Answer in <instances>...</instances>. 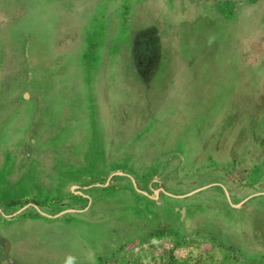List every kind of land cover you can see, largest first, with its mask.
Listing matches in <instances>:
<instances>
[{
	"label": "rangeland",
	"instance_id": "obj_1",
	"mask_svg": "<svg viewBox=\"0 0 264 264\" xmlns=\"http://www.w3.org/2000/svg\"><path fill=\"white\" fill-rule=\"evenodd\" d=\"M150 2L156 14L152 10L151 15H140L131 28L122 13L112 26L105 24L96 47H101L99 57L93 46L95 40H87L89 46L86 42L78 13L69 14L57 1L0 0V162L2 157L3 161L7 159L9 151L13 156L19 143L21 155L26 158L24 148L37 138L39 129L35 130V124L42 112L48 115L47 120L53 116L57 120L56 128L50 124L49 131H58L37 147L38 152L45 150L41 155L47 154L40 161L42 165L56 161L59 153L52 149L53 144L66 145L59 151L71 159L69 143L76 145L87 137L93 140L103 132L109 171L131 173L133 166L142 172L137 173V183L146 186L139 176L147 172L144 164L150 159H165L175 151V144L181 143L187 155L198 160L197 169L170 188V193L184 196L226 184L232 203L219 187L185 198L163 195L156 208L178 213L180 218L179 211L185 216L190 214L185 227H177V216L167 217L168 225H156L153 232L141 236L135 247L126 245L129 248L117 260H109L115 256L112 254L95 264H264V196L243 207L234 206L251 195L264 193V162L258 161L261 155L257 151L264 147V0ZM53 15L57 16L55 22ZM154 27H159L165 48L170 34L173 37L172 50H167L157 81L161 79L158 85H163L166 75L173 76L174 81L170 90H163L165 97L157 101L155 97L161 92L154 90L149 96L135 70L140 51L135 48L137 38L146 28ZM176 64L183 67L182 73L175 72ZM85 99L94 101L88 112L95 115L100 111L97 128L83 117L91 116L84 112ZM143 110L152 111L150 125ZM76 111L83 115L72 126L68 119ZM58 112L63 113L61 121ZM76 155L80 158L84 153ZM229 155L242 161L248 158L252 163L241 162L234 167L227 162ZM128 157L130 164L119 165ZM261 157L264 159V150ZM212 160L213 164H207ZM228 170L235 175L234 182L232 178L231 183L222 178ZM157 172L153 167L152 174ZM73 179L71 175L62 180L59 189L64 190ZM5 180L8 178L0 175V188ZM104 181L105 176L97 174L84 178L81 185L94 186ZM117 184L127 182L118 179ZM107 192L98 187L90 190L92 195L102 197H107ZM135 198L123 197L122 193L112 203L105 198L106 209H127ZM81 203L72 207H86ZM69 206L52 205L45 208L46 214L57 215ZM93 214L94 211L42 219L29 228L54 234V238L43 241L48 253V248L58 250V244L67 245L70 239L80 237L78 231L85 234L87 229L82 226L72 229L67 225L85 224ZM121 227L125 226L105 225L102 232L111 239V232ZM109 238L106 243H110ZM75 240L79 252L81 247ZM131 259L134 262H128ZM76 264L89 263L84 259Z\"/></svg>",
	"mask_w": 264,
	"mask_h": 264
},
{
	"label": "crops",
	"instance_id": "obj_2",
	"mask_svg": "<svg viewBox=\"0 0 264 264\" xmlns=\"http://www.w3.org/2000/svg\"><path fill=\"white\" fill-rule=\"evenodd\" d=\"M51 2L57 1L59 5L63 9L68 10L69 14H73L74 12L78 13V18L82 22V30L87 40H95L93 42L96 45H93L94 48L98 46L100 43L101 34L105 31V24L113 25L115 21H118L119 13L122 17H126L128 20V25L130 28L132 27V23L138 21L137 17L144 14H150L152 6H150V0H49ZM39 3V2H38ZM79 3V4H77ZM48 4H50L48 2ZM75 7H78L75 9ZM78 9V10H77ZM36 13L37 9L35 10ZM154 13V10H153ZM30 14V13H29ZM156 14V12L154 13ZM39 15V14H38ZM151 15V14H150ZM32 16V15H30ZM136 17V18H135ZM163 18V17H162ZM57 19L56 15L52 16V22H55ZM111 20V21H109ZM6 22V19H5ZM110 22V23H109ZM168 23V22H166ZM171 23V22H169ZM111 27L108 29L110 32ZM116 32V29L114 30ZM68 34V33H67ZM168 37V36H167ZM69 38V36H68ZM170 43L173 37H168ZM83 45L82 47L86 46ZM89 46V42H88ZM101 47L97 48L96 54L99 56L101 53L99 52ZM178 50V49H177ZM85 52V51H84ZM179 53V52H178ZM180 54V53H179ZM178 55V54H177ZM181 55V54H180ZM100 57V56H99ZM101 59V58H100ZM73 60V59H72ZM81 61L86 64L82 57ZM73 62V61H72ZM78 64V63H77ZM92 80V79H91ZM174 79L172 78L171 84L173 83ZM99 86V83H98ZM56 92V90H55ZM86 106L84 112H88V107L94 105L93 99H85ZM54 102V101H53ZM54 110V108L52 109ZM41 113V112H40ZM91 116L83 115L82 112L77 114V111L72 114L71 117L68 119V123L73 126L81 120L77 118L83 115L85 119H88L89 124L94 128H97L100 122V111H96L95 115L93 113L88 112ZM141 113L147 114V122L150 125L152 120H149V115H152V111L143 110ZM43 118H48L47 116L43 115L44 112L41 113ZM61 112H58V116L60 117L59 121L62 120ZM139 118V117H137ZM53 129L56 128L57 120H55L54 116L52 119L51 125H53ZM43 130L41 129L42 134L38 135L36 138L37 146H42L44 141H48V137L52 133H58V131H49L50 126ZM125 127V124H123ZM40 131V130H39ZM102 131V130H101ZM40 134V133H39ZM44 136V139H42ZM105 134L102 132L101 136L99 135L95 139L91 140L88 137L83 138L82 141L78 142L75 145V142H71L67 145L70 149L69 151L71 159H67V157L60 152L59 149L66 146H57L53 144H49L47 146H51L53 150L58 152L56 153L55 160L49 164L42 165L41 160L46 159V155H41L45 150L40 149L39 156L37 158L32 159H22L21 162L17 161L18 172L20 175L19 177H15L11 183L5 184V189L0 191V206L8 205L10 201H14V205L10 209L17 210L15 213L7 216L2 215L0 217V235H4L9 239L10 243H8V255L11 259L9 262H1L0 264H76L77 261L82 262L84 259L89 264H95L98 261H103L105 257H110L112 254L115 255L113 258L109 260L113 261L114 259L117 260L118 257L122 256L123 250L129 247H125L129 245L131 247H135L139 245V240L141 236H145L147 232H153L154 227L161 226L164 227L168 225L167 217H176L178 218L177 227L182 228L185 227V223L190 218V214L185 213L182 217H179L178 213H173L169 210H159L156 208V205L160 204L161 197L165 194H171L167 192L165 189L160 188L159 194H156L155 190H152L153 194L143 192L137 190L133 184V182L125 175H118V173L128 174L130 175L135 182L137 183V173L141 172L139 169L132 167V171L135 172H124L113 169V171H109V164H108V157L105 150ZM90 141V144H88ZM108 142L109 139H108ZM110 144V143H108ZM107 147V145H106ZM183 148V146H182ZM181 149V148H180ZM58 150V151H57ZM183 150V149H182ZM83 152L84 155L80 158H77V153ZM185 152V150H184ZM186 157H188L186 155ZM190 158H185V169L186 173L187 169H190L192 172L196 171L198 160L196 159L195 163L191 165L189 163ZM164 160V159H163ZM12 164H14V160H9ZM131 158L128 157L123 162L121 161L119 165L127 166L126 164H130ZM215 161V160H214ZM118 162V161H117ZM162 160L158 159H150L149 162L145 163L144 165H149L147 168L144 166V169H147V172L144 174L139 175L142 182H147L150 180V177L155 175L152 174V168L156 167L159 171V164ZM34 163L36 169H31L33 165L29 168L31 164ZM213 160L208 162L207 164H213ZM206 164V165H207ZM34 168V167H33ZM105 170L106 174L102 171ZM29 171L34 172L33 177L32 175L29 176ZM149 172V173H148ZM142 173V172H141ZM158 173V172H157ZM104 175L105 181L99 185L94 186H83L81 185V181L84 178L95 177L96 175ZM192 174V173H191ZM73 176L74 179L68 182L66 188L64 190L59 189L60 182L65 178ZM49 176V177H48ZM76 178V179H75ZM118 179H122L123 182H127L125 185H119ZM2 184V185H3ZM138 184V183H137ZM1 185V186H2ZM141 187L140 184H138ZM94 187L102 188L105 191H109L107 197H102L100 194L92 195L90 190ZM122 193L123 197H127L133 195V197H140L135 198L136 200L132 199L131 202L127 205L128 208H113L111 207L109 211H107L105 198L108 203H112L114 200H117V194ZM163 193V195H162ZM168 193V194H167ZM170 196V195H168ZM174 197V196H170ZM179 198L178 196H175ZM144 198V199H143ZM121 198L118 199L120 201ZM36 200L40 202V209L42 208L43 213L46 214L45 208L52 207L55 204H68L69 207H65V210L68 209H75L72 207L74 204H82L84 202L86 207L82 209H75V210H82V212H75L70 214H83L86 215L92 211H94V216L92 219H88L85 224H69L68 227H72V229H80L81 226L84 229H87V232L78 233L80 237L75 236L74 240L70 239V244L63 245L58 244V250H50L48 248V253H46L43 245V241L45 238H54V234L51 232H47L45 230L40 232H33L30 230L29 227L35 225L36 223L42 221V219L47 220H54L61 218L54 217L56 215L47 216L48 214H42L36 208V211L29 210L26 212H22L25 210L20 209L22 204L31 202ZM148 201L150 206L146 204ZM132 205V206H131ZM126 206V207H127ZM131 207V208H130ZM20 209V210H19ZM62 209V208H61ZM22 210V211H21ZM21 211V212H20ZM68 215V214H66ZM65 216V215H64ZM180 218V219H179ZM161 221V222H160ZM165 221V222H164ZM102 224V226H95L93 224ZM126 223V224H125ZM111 224V225H110ZM89 225V226H88ZM105 225L114 226L118 228L119 226L124 225V228H120L117 231H112L111 239L109 238V234L102 232L103 227ZM79 227V228H78ZM69 229V228H68ZM75 233V232H74ZM109 238L110 243H106L105 239ZM79 241V247H81V251L77 252L76 249V240ZM112 240V242L110 241ZM39 244V245H37ZM47 246V245H46ZM63 246V247H59ZM127 251H124L126 253ZM110 253V254H109ZM77 257V258H76ZM128 261V260H127ZM128 262H134L131 259Z\"/></svg>",
	"mask_w": 264,
	"mask_h": 264
},
{
	"label": "flooded vegetation",
	"instance_id": "obj_3",
	"mask_svg": "<svg viewBox=\"0 0 264 264\" xmlns=\"http://www.w3.org/2000/svg\"><path fill=\"white\" fill-rule=\"evenodd\" d=\"M158 28H155V27L149 28V29L146 28L143 32L140 33V35L137 38L138 40L135 43V48L140 50L138 55H137L138 57H137V61H136V63H137L136 69H135L136 75L141 80L142 85L145 88V92H147L149 94V96L151 95V93L154 90H158L159 92H161L159 94V97H155L156 101L160 100L161 97H165L163 94V90L166 91L167 88H168V90H170L169 85H170L171 80L173 78V76H171V74H173V71H172V72H170L171 77L166 75V82L163 85L162 84L158 85V84H160V80H161V79H159L157 81L158 72L163 65V60H165L166 56H168L167 50H169V48H170L169 51L172 50L171 43L169 40H167L169 46L167 45L166 48L163 46L162 34H161V32L160 33L158 32V30H157ZM173 49H174V51H176L175 47H173ZM176 54L180 55L178 53V51ZM177 65L178 64L175 65V72L176 73H178V72L182 73L183 67L178 68ZM156 85H158V86L156 87ZM39 113H40V111L35 113V116H37ZM52 119L53 118H51V120H49V119L47 120L46 118H43V117H40L38 119V122L35 124V130L39 129L40 134L38 133V134H36V136L42 134L41 129L43 131L49 127V125L52 122ZM36 142H37L36 139L32 140L30 145L25 146L24 156H26V159H32L34 157L37 158L40 155L39 152L37 151L38 146H37ZM261 142H263V141H261ZM21 145L22 144L19 143V146L16 149L13 156L10 154L11 152L9 151L6 155L7 159H5L3 161V157H2V163L0 162V175H2V176L4 175V177L8 178V180L5 181L6 183H11V181H13L15 177H19L18 175H20L18 172L17 161L21 162L22 159H25L21 155L23 153L21 150ZM175 145H176L175 151L172 154H170L168 157H166L164 160H162V162L159 164L160 166H159L158 173L151 176L149 181L144 182L146 184V186L144 184H142L141 187H139L141 191L153 194L151 189L152 190H158L160 188V185L163 184L165 190L170 193V188L180 184L182 181H184L192 173V171L190 169H187L188 173H186V170H184L185 165H186L185 164V158H188V157L190 158L188 161L191 165L193 164V162L195 163L196 158L193 156H188L187 152L186 151L184 152V150H182V144L181 143H177ZM263 150H264V147L257 148V151H259V154L261 156H262ZM186 155L188 157H186ZM261 156L258 159V161L260 163H262V161L264 162V159ZM9 160H12V162L14 160L15 161L14 164H12ZM227 162H232L234 164V167H236L237 165L240 166L241 162H243V164L244 163L245 164L246 163H250V164L252 163L251 160L248 158H246V160L242 161L241 159H237L233 155L228 156ZM32 165L35 168L34 163L31 164L29 166V168ZM33 167L31 169H33ZM33 174H34V172L31 173V171H29V176L32 175V177H33ZM222 178H225L227 180V183H231L230 178H232V182H234L235 175H233L232 170H228L227 174L225 173L224 176L222 174ZM219 185L220 186H217V187L222 188L221 187L222 185L221 184H219ZM224 185L229 188L228 185H226V184H224ZM5 188H6L5 184H3L0 188V191H3ZM162 195H163V193H162ZM13 205H14V201H13V203H12V201H10L8 203V205L0 206V217H2V215L9 216V215L15 213L16 211H18V209L17 210L10 209ZM36 207H41L40 202L33 200L31 202H27V203L22 204V206H20V209L25 208V210L22 212L33 210L37 213ZM41 210H42V208H41ZM179 212H180L181 217H182L183 211H179ZM8 243H10L9 239H7V237H5L4 235H0V261L1 262L6 263V262L11 261L9 255H8Z\"/></svg>",
	"mask_w": 264,
	"mask_h": 264
},
{
	"label": "water",
	"instance_id": "obj_4",
	"mask_svg": "<svg viewBox=\"0 0 264 264\" xmlns=\"http://www.w3.org/2000/svg\"><path fill=\"white\" fill-rule=\"evenodd\" d=\"M118 175H125V176H127V177L133 182L135 188H136L137 190H139V185L135 182V180H134L130 175H128V174H123V173H118ZM217 186H220V185L217 184V185H213V186L205 187V188H203V189H200V190H196V191H194V192H191V193H189V194H187V195H184V196H178V197H179V198H185V197L194 196V195H196V194H198V193H200V192H202V191H204V190H206V189H210V188L217 187ZM221 187H222L223 190L225 191L226 196H227V198L229 199V201L232 203V201H231V196H230L229 192L226 190V188H225L224 186H221ZM161 188H162V189H165L163 184H161ZM139 191H140V190H139ZM155 191H156V194H159V190H155ZM167 194H168V193H167ZM168 195H170V196H174V197H175V195H173V194H168ZM258 196H264V193H257V194L251 195V196H249L248 198H246L244 201H242L241 203H239V204H237V205H234V206L237 207V208H239V207H243V206H245L248 202H250L252 199H254V198L258 197ZM36 208L39 210L40 213L45 214V213L42 212V210H41L39 207H36ZM22 210H24V209H22ZM22 210H21V211H22ZM21 211H20V212H21ZM75 212H82V210L80 211V210H75V209H68V210H65V211L60 212L59 214H57V215L54 216V217H60V216H64V215H66V214L75 213ZM45 215H46V214H45ZM47 216H50V215H47ZM50 217H51V216H50Z\"/></svg>",
	"mask_w": 264,
	"mask_h": 264
}]
</instances>
